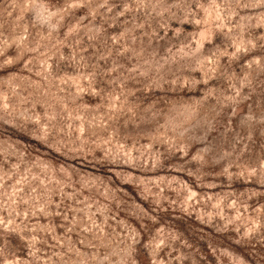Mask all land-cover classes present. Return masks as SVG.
Returning <instances> with one entry per match:
<instances>
[{"label": "rangeland", "instance_id": "rangeland-1", "mask_svg": "<svg viewBox=\"0 0 264 264\" xmlns=\"http://www.w3.org/2000/svg\"><path fill=\"white\" fill-rule=\"evenodd\" d=\"M0 264H264V0H0Z\"/></svg>", "mask_w": 264, "mask_h": 264}]
</instances>
